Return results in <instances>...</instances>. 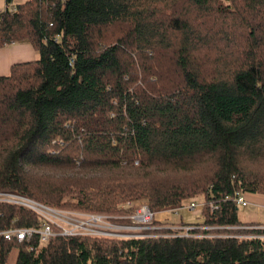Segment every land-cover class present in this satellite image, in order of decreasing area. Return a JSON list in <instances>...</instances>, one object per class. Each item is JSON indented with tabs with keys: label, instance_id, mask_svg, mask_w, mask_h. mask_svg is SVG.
Segmentation results:
<instances>
[{
	"label": "trees",
	"instance_id": "16d2710c",
	"mask_svg": "<svg viewBox=\"0 0 264 264\" xmlns=\"http://www.w3.org/2000/svg\"><path fill=\"white\" fill-rule=\"evenodd\" d=\"M226 1L5 0L0 46L37 57L0 75V191L117 215L200 200L215 227L0 235V264H264V228L225 198L264 193V0ZM39 222L0 202V230Z\"/></svg>",
	"mask_w": 264,
	"mask_h": 264
},
{
	"label": "built area",
	"instance_id": "2783aa9c",
	"mask_svg": "<svg viewBox=\"0 0 264 264\" xmlns=\"http://www.w3.org/2000/svg\"><path fill=\"white\" fill-rule=\"evenodd\" d=\"M230 198L237 206H244L248 203L245 194L242 191H234L232 196H226ZM0 202H6L23 206L31 209L37 214L39 218L38 226H21V227H9L4 230H0V235L5 239L15 240L17 242L29 241L32 237L37 236L39 243L47 242L51 237L57 235L74 236V235H99L108 237H130V236H153L159 235L154 231L159 229L163 225L153 224L156 219V212H154L147 204H136L133 201H126L120 206V209L129 210L130 212H124L119 214L117 219H128V222L114 221L113 217L105 213L92 212V211H77L69 209H61L66 211L56 212L57 219H51L50 215L54 212L51 208L52 205L45 204L41 201H37L33 198L13 193L0 191ZM210 208L215 209L217 204L210 202ZM203 202L190 201L185 205L168 209L172 214L181 216V213H192L194 211L201 210ZM157 220V219H156ZM158 221V220H157ZM170 229L178 230L177 235H189V231L192 228H214L215 226H198L191 224H172L164 225ZM240 228H248V226H236ZM264 228V224H257L252 229ZM219 235V234H211ZM221 235V234H220ZM251 236L264 237L261 234H249ZM230 236H239L238 234H232ZM29 246V249H32Z\"/></svg>",
	"mask_w": 264,
	"mask_h": 264
},
{
	"label": "rangeland",
	"instance_id": "374dc122",
	"mask_svg": "<svg viewBox=\"0 0 264 264\" xmlns=\"http://www.w3.org/2000/svg\"><path fill=\"white\" fill-rule=\"evenodd\" d=\"M20 0H14V2H19ZM222 3H227L228 1L226 0H220ZM1 6H3V2H1ZM247 200H248V203L244 206H238V209H237V216H238V219L244 223L243 226H248V228H252L253 226H257V224H261L262 225L264 224V207H258L255 203H264V193H257V194H260V195H252V194H248V193H244ZM262 195V196H261ZM195 201H198V200H195ZM200 201V200H199ZM202 202V201H201ZM133 203H135L134 205L136 204H147L144 200H137V201H133ZM148 205V204H147ZM122 206V205H119V207ZM51 208L54 210L53 213H51L50 215V218L51 219H57L56 218V212H61V211H66V210H61V209H68V208H63V207H60V206H51ZM69 210H77V211H84V212H87L85 210H80V209H69ZM168 210V209H167ZM90 211V210H89ZM120 211L122 213H124L125 211L127 210H123V209H120ZM92 212H96V211H92ZM158 212L157 215L158 217L162 215V218L166 220V218L163 217L164 214H167L166 210H159V211H156ZM99 213H104V212H99ZM120 213V214H122ZM127 213V212H126ZM164 213V214H163ZM199 212H196V213H185V211H183L181 213V217H185L187 220L186 221H195V220H199L200 218V213L198 214ZM107 215H110L113 217V220L114 219H117L115 217H118L117 214L113 213H105ZM156 215V214H155ZM157 215L155 217H157ZM157 219V218H156ZM154 220V221H157V220ZM161 219V218H159ZM164 220V221H165ZM178 220V217L177 215L175 214H172V221L173 222H177ZM153 221V224H156L155 222ZM167 222L169 225H172L170 222L171 221H165ZM15 258H16V251H12L9 255V258H8V262L7 264H14L15 262Z\"/></svg>",
	"mask_w": 264,
	"mask_h": 264
},
{
	"label": "crops",
	"instance_id": "0c3cea01",
	"mask_svg": "<svg viewBox=\"0 0 264 264\" xmlns=\"http://www.w3.org/2000/svg\"><path fill=\"white\" fill-rule=\"evenodd\" d=\"M3 6H1V2H3ZM24 1V0H20L19 2ZM18 2H14V0H12V4L15 5ZM6 6V2L5 0H0V11L4 10ZM37 57V52L36 50L32 47V45L28 42H13L10 44H5L3 46H0V75H5L9 72L10 70V66L14 63H18V62H24V61H30V60H34ZM248 194H252V195H256L257 193H248ZM260 195V194H257ZM262 196V195H261ZM258 207H264V203H255ZM167 214H164L163 217L166 218L163 219L162 215L158 217L157 215V220L158 221H171V224H191V225H200L201 222V214L200 210L198 211H194L192 213H196L199 212L198 214L200 215L199 220H195V221H186L187 219L181 216H177L178 220L177 222H173L172 221V213L169 210H166ZM161 218V219H159ZM164 221V222H165ZM166 225H169L168 223H166Z\"/></svg>",
	"mask_w": 264,
	"mask_h": 264
}]
</instances>
